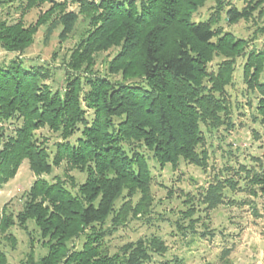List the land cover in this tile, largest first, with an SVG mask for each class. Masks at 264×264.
I'll list each match as a JSON object with an SVG mask.
<instances>
[{"label": "trees", "instance_id": "trees-1", "mask_svg": "<svg viewBox=\"0 0 264 264\" xmlns=\"http://www.w3.org/2000/svg\"><path fill=\"white\" fill-rule=\"evenodd\" d=\"M54 1L28 0L29 5ZM71 1L90 28L65 63L63 89L47 82L51 72L41 64L27 65L22 56L0 61V188L24 160L37 176L50 174L65 159L87 173L76 191L60 179H35L17 215L1 217L2 231L12 218L34 219L45 240L47 253L36 260L32 248L24 264H114V256L101 250L106 233L100 226L123 195L149 191L151 158L162 165H205L202 125H232L227 87L239 57H246L243 75L258 93L253 120L264 123V51L245 52L221 24L251 19L264 0H248L241 9L215 0L214 11L201 20L193 15L206 0ZM75 16H62L61 39L72 32ZM35 33L20 24L0 25V46L21 53ZM113 48L118 50L107 69L121 80L95 70L98 55ZM216 54L222 61L209 73L207 64ZM45 127L59 134L55 149L36 135ZM254 176L264 195V172ZM83 234L77 249L74 242ZM166 249L160 237L140 239L122 247L123 261L144 264ZM6 263L0 250V264Z\"/></svg>", "mask_w": 264, "mask_h": 264}, {"label": "rangeland", "instance_id": "rangeland-1", "mask_svg": "<svg viewBox=\"0 0 264 264\" xmlns=\"http://www.w3.org/2000/svg\"><path fill=\"white\" fill-rule=\"evenodd\" d=\"M229 1L239 9L248 2ZM214 6L215 0H206L193 18H208ZM262 8L255 11L251 19L221 22L224 30L245 46V52L264 51V5ZM78 11V3L71 0L32 5L28 0H0V25L20 24L25 31H36L32 41L21 51L22 55L0 46V61L22 56L27 65L41 64L51 72L47 82L54 89H63L65 63L83 33L90 28V24L87 26L80 21L85 14ZM71 12L76 13L74 27L61 39V31H66L62 16ZM117 50L113 48L98 55L95 70L99 75L122 79L121 75L110 74L107 69ZM221 61L222 57L216 54L207 64L209 73H215ZM245 62L246 57L237 58L232 82L227 87L232 125L224 124L217 129L202 125L203 148L208 155L205 165L184 161L177 166L162 165L151 158L153 178L149 191L144 195L141 192L123 195L116 203V210L100 226L106 233L101 250L114 256V264H125L124 245L152 236L162 238L167 249L163 254L153 253L144 264H264V195L253 182L254 173L264 172V123L253 120L258 93L246 83ZM36 133L40 141L46 140L55 149L53 144L59 138L58 133L48 127ZM146 153L151 155L147 150ZM39 178L52 183L63 180L76 191L86 180L87 173L65 159L55 165L50 174L37 176L28 160H24L16 176L0 188V219L5 213L17 215L23 207L24 193ZM222 183L230 186H221ZM12 219L11 226L0 230V250L6 255V264H24L32 248L39 260L48 247L35 220ZM85 238L83 234L75 240L77 249L82 247Z\"/></svg>", "mask_w": 264, "mask_h": 264}]
</instances>
